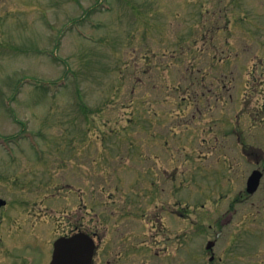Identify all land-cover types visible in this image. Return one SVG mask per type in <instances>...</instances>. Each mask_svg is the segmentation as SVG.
<instances>
[{"label": "rangeland", "instance_id": "374dc122", "mask_svg": "<svg viewBox=\"0 0 264 264\" xmlns=\"http://www.w3.org/2000/svg\"><path fill=\"white\" fill-rule=\"evenodd\" d=\"M261 27L264 0H0V137L11 146L0 144V264H49L83 205L71 191L87 186L100 200L95 229L121 214L104 203L112 191L127 206L121 230L146 241L140 264H183L181 221L162 209L171 194L181 208L185 177L208 193L214 181L197 178L225 166L219 151L196 158L203 136L249 142L244 98L264 60ZM250 50L261 58L248 68Z\"/></svg>", "mask_w": 264, "mask_h": 264}, {"label": "flooded vegetation", "instance_id": "af4514ba", "mask_svg": "<svg viewBox=\"0 0 264 264\" xmlns=\"http://www.w3.org/2000/svg\"><path fill=\"white\" fill-rule=\"evenodd\" d=\"M262 39H264V31ZM255 57H259V54H255ZM251 74L248 81L257 85H250L245 98L248 106L246 113L250 133L249 142H221L219 135L218 142H206L204 140L207 139L203 136L196 150V158L202 157V154L208 156L219 151L225 158V166L221 170H216L214 166L206 168V170L209 168L206 172L208 176L207 178L204 176L203 179L214 181L208 193H200L203 188L191 186L190 178L185 177L182 181V198L178 200L182 204L181 208L173 210L171 194L169 196L171 198L162 209L165 221L171 218L172 220L169 221L173 222L174 217L178 219L177 221L179 219L181 221V232L177 234V239L182 241L183 264H264V101L260 102L257 96L264 93V60L262 58L260 62L252 65ZM213 127H215L214 124H211V130ZM236 158L243 160V163L247 165L245 172L235 169L238 163H242L235 160ZM201 164L204 165L205 162ZM88 173L91 174L87 172V175ZM88 178L85 177L84 180ZM197 182L196 186L204 185L202 181L197 180ZM189 186L191 189L195 188L198 196L190 198L187 195ZM71 192L75 195V202L80 195L79 200L83 205L75 212L74 224L67 234L84 231L97 239L93 264L101 258L99 257L100 245H102V258L99 261L102 264H116L120 261L121 263L123 261V264H140L139 251L142 245H146V241L142 242L137 235H132L137 240H127L133 237L127 236L128 233L121 230L119 226L122 213L125 217V213L122 212L127 207L125 200L124 203L120 202L117 196L114 197V192L108 193L105 199L107 202L104 203L106 205L108 201L114 203L121 214L115 212L114 215H108L107 217L116 218L117 216L114 228L109 225V222L104 221L106 226L101 231L93 227L94 218L102 220L99 213L94 212L95 203L100 200L94 197L93 189L87 186L77 190L72 189ZM191 199L194 200L192 204ZM154 200L155 212L150 215V221L152 223L155 221L153 226L160 222L158 220L160 217L162 219ZM165 230L166 234H170L171 228L166 222ZM167 237L171 239L172 235ZM153 247V243L150 242L149 250ZM150 254L155 256L151 250Z\"/></svg>", "mask_w": 264, "mask_h": 264}, {"label": "water", "instance_id": "95a60500", "mask_svg": "<svg viewBox=\"0 0 264 264\" xmlns=\"http://www.w3.org/2000/svg\"><path fill=\"white\" fill-rule=\"evenodd\" d=\"M6 203L0 198V205ZM94 252L92 240L82 239L79 235L61 237L55 243L51 264H91Z\"/></svg>", "mask_w": 264, "mask_h": 264}]
</instances>
